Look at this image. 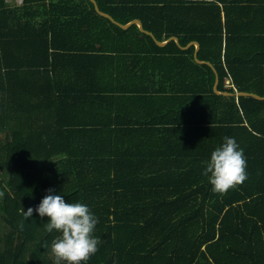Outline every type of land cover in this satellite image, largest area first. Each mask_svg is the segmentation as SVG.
I'll list each match as a JSON object with an SVG mask.
<instances>
[{
	"label": "trees",
	"instance_id": "trees-1",
	"mask_svg": "<svg viewBox=\"0 0 264 264\" xmlns=\"http://www.w3.org/2000/svg\"><path fill=\"white\" fill-rule=\"evenodd\" d=\"M138 1L157 0H96L157 37L192 30L142 18L132 12ZM247 20L226 30L243 31ZM221 30L220 21L203 24L201 50L215 40L200 35ZM250 31L253 52L216 57L219 90H232L223 85L229 74L238 91L264 95V22ZM130 32L152 50L115 55L117 36ZM157 49L136 24L122 28L90 0H0V264H54L59 233L46 231L47 217L22 214L48 189L98 218L102 243L86 264H264V99L214 93L213 70L192 56L200 86L176 89L188 99H143L167 91L138 86ZM129 59L133 88L120 81ZM226 136L243 149L248 178L220 194L202 173Z\"/></svg>",
	"mask_w": 264,
	"mask_h": 264
},
{
	"label": "crops",
	"instance_id": "crops-1",
	"mask_svg": "<svg viewBox=\"0 0 264 264\" xmlns=\"http://www.w3.org/2000/svg\"><path fill=\"white\" fill-rule=\"evenodd\" d=\"M6 1L12 5H20L23 3V0ZM249 3L252 4L248 8L247 0H157L143 3L138 1L140 10H133L132 12L138 13L142 18L147 14L148 20L156 19V22L159 23L174 24L181 26L182 28L192 29L188 32L170 33L169 35L162 33L160 34V37H157L153 32L144 28L142 21L137 16H131L123 23L120 20L115 19L108 11L100 9L96 2L97 7L101 12L109 14L117 22L126 25L122 28H127L131 24H136L140 31L149 35L154 43L160 46V49L156 50L157 53L151 54L154 58L148 57L151 60L146 64V68L149 69V74L145 75L143 85L138 83V86H149L151 88L165 87L167 91H165V94H161V96L145 97L143 99H188L187 96H183L182 93L176 89H194L200 86V77L195 78L193 76L194 69L188 64V58L190 56H192L196 63L206 64L213 70L214 81L212 84V90L214 93L226 96L233 95L234 99H238V96L234 94L225 93L238 91L229 74L224 77L223 85L224 87L229 88L226 84L228 82L231 84L230 86L235 88V91L218 89L219 74L216 68V66H218L216 57L219 54L220 56L221 54L223 55L224 52L228 53V55L233 53L243 56L246 53L253 52L252 44L254 43V39H252L250 29H252V27L258 28L260 21L264 22V0H249ZM92 4L94 10L97 12L94 2H92ZM82 6H88L87 2ZM105 6L111 7L110 5ZM248 17L251 18L254 23L248 26L245 30H226V22L229 24L246 23L248 22ZM219 21L222 24V30L219 33V36L217 33L200 35L203 40H215L212 44L205 46L202 50L206 55H213L214 53H216V55L212 57L211 60L200 59L198 55L200 53L202 54V50L201 43L197 39V37L199 38L198 29L203 24H206L208 28L213 29L217 27ZM137 22H139L140 25ZM141 27L144 31L141 30ZM115 47L117 49H114L113 52L115 55H119L120 58L134 55L138 50L148 53L150 49L147 50L146 48H151V50L153 48L142 34L134 32L118 35ZM253 55L256 56V54H251V56ZM223 63L222 59V65ZM130 70L131 61L129 59L128 77L127 79L121 78L120 81L127 82V86L133 88L137 86V78L136 76H133L134 73ZM114 99H137V97L117 96Z\"/></svg>",
	"mask_w": 264,
	"mask_h": 264
},
{
	"label": "clouds",
	"instance_id": "clouds-1",
	"mask_svg": "<svg viewBox=\"0 0 264 264\" xmlns=\"http://www.w3.org/2000/svg\"><path fill=\"white\" fill-rule=\"evenodd\" d=\"M246 166L243 149L235 138L226 136L224 142L211 152L202 174L208 178L213 192L223 194L248 178ZM47 192L35 209H21L24 218H30L35 211L40 217H47L46 231L59 233L51 242L54 264H86L102 243L94 236L98 218L89 206L69 203L63 196L52 194V189Z\"/></svg>",
	"mask_w": 264,
	"mask_h": 264
},
{
	"label": "water",
	"instance_id": "water-1",
	"mask_svg": "<svg viewBox=\"0 0 264 264\" xmlns=\"http://www.w3.org/2000/svg\"><path fill=\"white\" fill-rule=\"evenodd\" d=\"M90 1L94 2L95 9L97 10V12H98L99 14L108 17L112 22L118 24V25L121 26V27H125V26H126L125 24L119 23V22H117L116 20H114L109 14H106V13L101 12V11L98 9V7H97L96 0H90ZM137 23H139V22H137ZM139 25H140V23H139ZM141 30L144 31V29H143L142 27H141ZM225 93H226V94H234V95H236V96H239V95H251V96H253V97H255V98H259V99H263V98H264V96H260V95H258L257 93H254V92H248V91H235V92H233V93H232V92H225Z\"/></svg>",
	"mask_w": 264,
	"mask_h": 264
},
{
	"label": "rangeland",
	"instance_id": "rangeland-1",
	"mask_svg": "<svg viewBox=\"0 0 264 264\" xmlns=\"http://www.w3.org/2000/svg\"><path fill=\"white\" fill-rule=\"evenodd\" d=\"M1 176H5L4 172L0 171ZM4 231V223L0 220V239Z\"/></svg>",
	"mask_w": 264,
	"mask_h": 264
},
{
	"label": "bare ground",
	"instance_id": "bare-ground-1",
	"mask_svg": "<svg viewBox=\"0 0 264 264\" xmlns=\"http://www.w3.org/2000/svg\"><path fill=\"white\" fill-rule=\"evenodd\" d=\"M226 84L228 85L229 88H231L233 91H235V88L230 86L231 84H229L228 82Z\"/></svg>",
	"mask_w": 264,
	"mask_h": 264
}]
</instances>
